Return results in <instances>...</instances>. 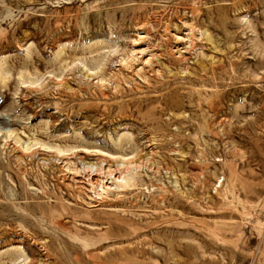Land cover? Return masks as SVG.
Segmentation results:
<instances>
[{
	"label": "rangeland",
	"instance_id": "obj_1",
	"mask_svg": "<svg viewBox=\"0 0 264 264\" xmlns=\"http://www.w3.org/2000/svg\"><path fill=\"white\" fill-rule=\"evenodd\" d=\"M107 157L137 161L110 192L61 187ZM103 193L114 210H88ZM24 258L264 264V0H0V264Z\"/></svg>",
	"mask_w": 264,
	"mask_h": 264
},
{
	"label": "bare ground",
	"instance_id": "obj_2",
	"mask_svg": "<svg viewBox=\"0 0 264 264\" xmlns=\"http://www.w3.org/2000/svg\"><path fill=\"white\" fill-rule=\"evenodd\" d=\"M129 7H132L130 5ZM144 38H140L135 41L134 44L131 45V51L130 56L128 58L129 62H133L135 69V73L140 72H148L151 75L154 73H157L155 71L156 66V60L162 57V50L157 48L156 46L152 44H146L144 41ZM171 40V56L174 57V59L178 60L179 62L187 61L191 52L193 51L195 42H198L197 36L193 33V29L190 28V26L182 25L181 30L179 32H176L175 35L170 36ZM22 51V50H21ZM119 63L124 64L123 61H120ZM125 65V64H124ZM119 69H122V66H118ZM107 168H102V166L99 168L100 172L103 171V174L105 176H101L98 174L89 176L87 180H84L83 178H79L74 176V174H69L66 177L61 178L60 185L63 189L66 190H76L78 192L85 193L89 195L91 192L88 191L93 188L101 187L105 193H108L112 190V186H117L121 181L125 179L122 174L124 172H127L131 167L137 164V161L134 158H115L116 161H113L112 158L107 157ZM112 164L116 165V170H111ZM118 173V175H117ZM84 181V183L82 182ZM104 194V193H103ZM106 195V198L102 197V200H104L107 205H102V203L92 196L84 197V199L89 202L86 208L88 210L97 211L100 209H105L106 211H113V199L111 195ZM96 196H100L99 194H96ZM76 205V202L72 205V207ZM104 207V208H103ZM63 213L59 215L60 213H56L57 220L60 222L59 226L62 228V220L64 218L66 219H73V212L69 207H65L62 209ZM125 222L124 220H118V222ZM109 228V232H113L114 230H120V224H114L112 221L107 224ZM19 237V236H15ZM27 259L24 258L22 263L26 264Z\"/></svg>",
	"mask_w": 264,
	"mask_h": 264
}]
</instances>
